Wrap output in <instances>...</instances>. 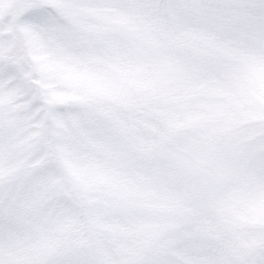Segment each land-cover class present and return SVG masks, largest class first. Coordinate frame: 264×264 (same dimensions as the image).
Here are the masks:
<instances>
[{
	"label": "snow or ice",
	"instance_id": "6c2138e0",
	"mask_svg": "<svg viewBox=\"0 0 264 264\" xmlns=\"http://www.w3.org/2000/svg\"><path fill=\"white\" fill-rule=\"evenodd\" d=\"M0 264H264V0H0Z\"/></svg>",
	"mask_w": 264,
	"mask_h": 264
}]
</instances>
